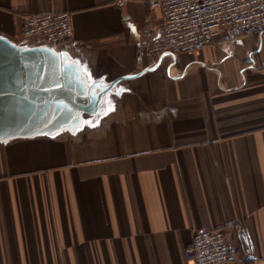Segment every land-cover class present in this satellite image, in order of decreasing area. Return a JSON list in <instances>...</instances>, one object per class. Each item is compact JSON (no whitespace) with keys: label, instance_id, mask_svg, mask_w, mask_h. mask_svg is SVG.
Returning a JSON list of instances; mask_svg holds the SVG:
<instances>
[{"label":"crops","instance_id":"obj_1","mask_svg":"<svg viewBox=\"0 0 264 264\" xmlns=\"http://www.w3.org/2000/svg\"><path fill=\"white\" fill-rule=\"evenodd\" d=\"M52 11L73 40L26 43L24 16ZM160 25L147 0H0L15 96L98 98L0 138V264H187L194 232L220 228L243 256L224 264H264V32L174 55L147 49Z\"/></svg>","mask_w":264,"mask_h":264},{"label":"built area","instance_id":"obj_2","mask_svg":"<svg viewBox=\"0 0 264 264\" xmlns=\"http://www.w3.org/2000/svg\"><path fill=\"white\" fill-rule=\"evenodd\" d=\"M147 4L161 21L157 33L148 29L145 34L151 52H195L211 46L222 32H264V0H147ZM73 37L70 12L27 14L23 18L21 38L26 43L61 45ZM184 255L187 264H224L243 259L239 246L222 228L195 231Z\"/></svg>","mask_w":264,"mask_h":264},{"label":"water","instance_id":"obj_3","mask_svg":"<svg viewBox=\"0 0 264 264\" xmlns=\"http://www.w3.org/2000/svg\"><path fill=\"white\" fill-rule=\"evenodd\" d=\"M21 69V64L13 56H10L7 62L0 64V72H8L9 75L7 78L8 88L1 89L8 90L10 93V97L5 94L0 97V138L7 139L23 135L36 123L34 119L29 117L31 113L35 111H58L60 108L57 107L58 103H61L63 107L69 103L73 107L71 109L78 112H92L97 108L98 98H73L61 89L50 93L43 92V94H35L27 90L32 98L16 97L17 93L24 94L26 92L25 88L19 86L15 80ZM61 96L67 98H59ZM61 112L63 116L66 110Z\"/></svg>","mask_w":264,"mask_h":264},{"label":"rangeland","instance_id":"obj_4","mask_svg":"<svg viewBox=\"0 0 264 264\" xmlns=\"http://www.w3.org/2000/svg\"><path fill=\"white\" fill-rule=\"evenodd\" d=\"M42 106H43V105H42ZM64 106H65V107H63V105H61V103H58V106H57V107H58V108L60 107V108L58 109V111H59L61 114H62L61 111L66 110L67 108H69V107H68L69 105H66V104H65ZM75 111H76V110H75ZM75 111H73V112L75 113ZM76 112H77V111H76Z\"/></svg>","mask_w":264,"mask_h":264}]
</instances>
